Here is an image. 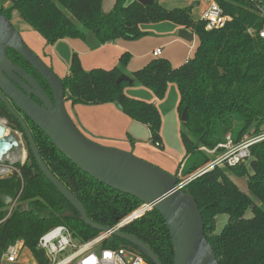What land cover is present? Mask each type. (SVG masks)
<instances>
[{
    "label": "trees",
    "instance_id": "16d2710c",
    "mask_svg": "<svg viewBox=\"0 0 264 264\" xmlns=\"http://www.w3.org/2000/svg\"><path fill=\"white\" fill-rule=\"evenodd\" d=\"M7 1L10 5L0 7V14L9 21L11 12L16 10L47 45L62 38L85 39L87 32H92L100 44L120 38L135 40L147 34L140 29V24L160 21L183 26L197 36L198 46L193 57L178 67H173L166 58L154 57L142 68L127 73L125 67L130 54L122 53L118 63L110 69L86 70L78 54L73 52L68 73L60 78L65 100L73 105L115 103L129 118L148 126L151 143L156 147H161L158 108L153 103L127 96L124 88L141 85L150 89L157 99H162L168 84H176L179 116L183 109L187 113L180 130L185 155L175 171L176 174L180 169L177 183L224 152L217 147L209 153L202 147L212 150L224 143L227 135L237 143L246 133L263 132L264 38L258 33L263 19L251 0H215L230 20L210 30L205 29L203 19H194L190 7L166 8L158 0L148 4L115 0L108 12L102 10L103 0ZM5 53L10 62L35 78L52 98L50 87L30 63L10 47L5 48ZM122 74L132 80L116 83ZM0 117L7 120L13 131L21 133L27 149L26 159L14 161L12 171L0 176V252L14 241L22 240L37 263L45 264L44 254L36 244L53 226L67 225L81 242L100 231L82 221L77 210L44 176L20 122L1 100ZM23 118L43 161L75 194L92 221L112 227L141 204L136 197L117 191L82 171L33 121L25 115ZM250 151L248 161L235 166L215 165L180 187L193 196L199 207L204 236L217 264H264V138L252 144ZM232 175L247 177L249 194L239 189ZM7 197L14 201L8 216ZM249 208L252 216L246 218L244 214ZM220 214H227L228 219L216 232V218ZM122 230L147 244L161 264H173L171 237L156 209L147 211ZM102 245L130 247L153 264L136 247L117 236H108Z\"/></svg>",
    "mask_w": 264,
    "mask_h": 264
},
{
    "label": "water",
    "instance_id": "95a60500",
    "mask_svg": "<svg viewBox=\"0 0 264 264\" xmlns=\"http://www.w3.org/2000/svg\"><path fill=\"white\" fill-rule=\"evenodd\" d=\"M148 4L153 0H137ZM178 36L191 41L193 33L182 27ZM10 47L22 56L42 76L50 87L52 98L35 78L11 63L5 53ZM132 79L122 74L116 83ZM32 96L37 98L36 102ZM0 100L20 122L31 153L44 176L59 193L77 210L82 221L98 231L110 227L92 221L75 194L64 185L41 158L32 133L23 115L33 121L51 142L82 171L97 181L149 204L163 217L174 249L173 264H217L214 251L204 236L203 219L192 195L183 192L177 183L178 173H170L130 151L105 146L84 136L68 114L64 101L65 89L60 78L23 41L5 16L0 14ZM21 113H19V111ZM181 122L187 120L186 109L180 114ZM5 133L0 124V161L19 145L13 132ZM190 178L189 180H191ZM111 235L128 241L153 264H161L155 253L143 241L113 229Z\"/></svg>",
    "mask_w": 264,
    "mask_h": 264
},
{
    "label": "crops",
    "instance_id": "0c3cea01",
    "mask_svg": "<svg viewBox=\"0 0 264 264\" xmlns=\"http://www.w3.org/2000/svg\"><path fill=\"white\" fill-rule=\"evenodd\" d=\"M114 1L112 0L110 6L105 7L103 0L102 10L108 12ZM158 1L166 8L182 7V5L173 4L178 0H168L170 4H166V0ZM210 2L211 0H186L183 5L190 7L194 19L197 20L201 19V13ZM182 27L170 21L144 23L140 24V29L146 31L147 34L141 38L135 40L120 38L103 44L98 43L91 32H87L85 39L62 38L53 44H46L47 51L44 49L43 54L48 57L47 65L54 68V71L60 76L59 78L68 73L73 52L78 54L81 64L86 70L92 68L110 69L118 63L122 53H129L130 58L125 69L127 73H131L142 68L154 58L152 55L154 49L161 48V54L158 57L166 58L173 67H178L188 60L194 48L191 41L195 34L191 30L187 29L193 33L191 41L178 36V30ZM26 32L30 31L26 30ZM124 93L131 98L153 103L161 114L162 125L166 122L164 109L171 105V101L176 105L178 100L177 90L171 83L168 84L167 92L162 99H157L150 89L137 84L126 86ZM67 104V112L74 117L76 124L86 134L98 139L100 143L134 152L138 157L158 165H164L166 168L175 162V158L172 159L166 152V141L162 131L160 132L161 147H156L151 143L148 126L129 118L115 103L73 105L68 100ZM170 113L168 117L171 122L174 119L175 111Z\"/></svg>",
    "mask_w": 264,
    "mask_h": 264
},
{
    "label": "built area",
    "instance_id": "2783aa9c",
    "mask_svg": "<svg viewBox=\"0 0 264 264\" xmlns=\"http://www.w3.org/2000/svg\"><path fill=\"white\" fill-rule=\"evenodd\" d=\"M257 13L263 19L258 33L264 38V0H251ZM201 19L205 21V29L210 30L224 26L230 20V16L223 14L215 0H211L207 8L201 13ZM161 54V48L152 51L154 57ZM0 124L5 127V133L9 131L8 122L0 117ZM264 138V131L258 135L244 134L240 141L233 143L229 135L224 143L218 144L214 149H201L213 153L217 147L223 148L224 152L200 168L191 177L194 178L215 165L235 166L246 161L251 156L252 144ZM158 145V144H156ZM8 168L12 169L11 165ZM180 176V169L178 171ZM180 184V183H179ZM178 184V185H179ZM180 186V185H179ZM11 199L6 198V202ZM13 204L9 206L7 215L11 212ZM152 206L141 203L130 213L120 218L107 232L100 231L94 237L86 241H78L72 234L71 229L65 224H58L44 232L37 241L36 247L42 250L45 264H150L138 252L130 247L103 246V241L111 235V230L122 229L125 225L144 215L151 210ZM38 264L31 251L24 245L22 240H16L0 252V264Z\"/></svg>",
    "mask_w": 264,
    "mask_h": 264
},
{
    "label": "rangeland",
    "instance_id": "374dc122",
    "mask_svg": "<svg viewBox=\"0 0 264 264\" xmlns=\"http://www.w3.org/2000/svg\"><path fill=\"white\" fill-rule=\"evenodd\" d=\"M111 1L112 0H104L105 7L110 6ZM132 1H134V0L125 1V3L128 4ZM165 2H166V4H170V2L168 0H166ZM185 2H186V0H178L176 3H173V4H179V5L184 6L183 4H185ZM9 5H10L9 1L0 0V7L6 8ZM9 22L13 26V28L20 34V36L23 39V41L25 42V44L35 54H37L46 64H48L47 63L48 57L43 54V50L47 49V45L45 43L44 38L41 35H39L35 30H33L27 23H25L20 18L19 14L17 13L16 10H13L11 12ZM26 30H29L30 32H26ZM91 34H92V32H91ZM191 42H192L194 48L192 50L191 56H189L188 59L193 57L194 51L196 50V47L198 46V38L196 35ZM52 69L54 71V68H52ZM58 77H60V76H58ZM171 84L177 90L178 100H177L176 105H174L173 101H171V105H168L167 108L164 109L165 110L164 116H165L166 122L163 125L161 123L160 132L162 131L164 134V139L166 141V152H168V154L171 156L172 159L175 158V162L174 163L172 162L171 165L166 168V167H164V165H158V164L153 163V162H151L147 159H144L140 156L139 157L150 162V163H152V164H154V165H157L158 167H160V168H162L168 172L175 173V170L177 169L179 162L183 159V157L185 155V148H184V146L181 142V138H180V130L183 127H182V122L180 120L179 112L177 110V105L179 102V92H178V88H177L176 84H174V83H171ZM172 99H173V97H172ZM67 101L68 100L64 101L66 110L68 108ZM172 111H175L174 119L173 120L171 119L172 121L170 122L168 116H169L170 112L172 113ZM70 117L84 136H86L88 139H90L92 141H95L99 144H102L98 141V139H95L94 137H91V135L86 134L83 131V129L78 124H76V121L74 120V117H72V115ZM161 122H162V120H161ZM8 127H9V131L12 130L9 125H8ZM263 131H264V128H263ZM13 135H14V138L18 140L19 145L17 147H13L7 153V155L4 156L3 159L0 161V176H6L12 171L11 168H8V165H12V163L14 161L23 162L27 156V149H26L25 143L22 139L21 133H19L17 131H13ZM102 145H104V144H102ZM105 146H108V145H105ZM116 148H119V147H116ZM119 149H121V148H119ZM122 150H124V149H122ZM133 154L136 155L134 152H133ZM136 156H138V155H136ZM246 161H248V159ZM231 178L237 184V186L239 187V189L241 191L249 194L248 189H247V177H237V176L232 175ZM188 181L189 180H186V179L182 180L179 184L180 187L185 185ZM9 202H10L9 206H11V204H14V201H12V200H10ZM9 206H8V208H9ZM244 216L246 218H249L252 216V212H251L250 208L245 211ZM227 219H228L227 214H220L217 216V218H216V221H217L216 232H219L222 229L224 224L227 222ZM30 264H32V263H30Z\"/></svg>",
    "mask_w": 264,
    "mask_h": 264
},
{
    "label": "flooded vegetation",
    "instance_id": "af4514ba",
    "mask_svg": "<svg viewBox=\"0 0 264 264\" xmlns=\"http://www.w3.org/2000/svg\"><path fill=\"white\" fill-rule=\"evenodd\" d=\"M12 63V62H11ZM16 65V64H14ZM17 66V65H16ZM32 98L36 101V102H39V100L37 98H35L34 96H32Z\"/></svg>",
    "mask_w": 264,
    "mask_h": 264
}]
</instances>
